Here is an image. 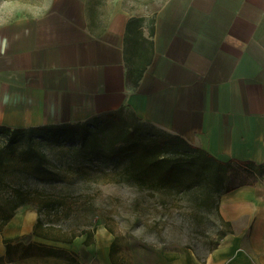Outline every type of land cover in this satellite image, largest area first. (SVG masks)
I'll use <instances>...</instances> for the list:
<instances>
[{"label":"crops","instance_id":"obj_1","mask_svg":"<svg viewBox=\"0 0 264 264\" xmlns=\"http://www.w3.org/2000/svg\"><path fill=\"white\" fill-rule=\"evenodd\" d=\"M13 1L0 0V124L124 109L222 161L264 163V0H148L141 10L136 0H49L8 15ZM133 16L146 37L154 19L138 86L125 62ZM219 213L230 224L221 242L173 264H264V176L224 193ZM20 254L18 264L33 260ZM8 256L0 247V264H15Z\"/></svg>","mask_w":264,"mask_h":264},{"label":"rangeland","instance_id":"obj_2","mask_svg":"<svg viewBox=\"0 0 264 264\" xmlns=\"http://www.w3.org/2000/svg\"><path fill=\"white\" fill-rule=\"evenodd\" d=\"M20 1L9 2L8 15L24 4L26 11L32 5L49 3ZM146 1L136 0L137 10ZM63 148L67 154L74 149L70 143ZM56 150L50 157L53 169L58 160ZM67 163L59 180H38L17 172L1 174L0 247H7L9 241L10 262L18 264L20 253L26 252L33 255L30 264H173L175 257L191 251L206 256L227 230L218 216L209 212L207 203L200 204L207 198L201 193L140 190L118 182L101 161L83 162L80 167L88 174L80 177L75 170H67ZM255 179L256 175L235 164L228 185ZM18 190L28 201L13 211ZM7 215H11L8 220ZM39 218L44 224L37 229ZM35 230L47 238L34 236ZM27 244L29 248L24 250ZM51 249H56L54 254Z\"/></svg>","mask_w":264,"mask_h":264},{"label":"trees","instance_id":"obj_3","mask_svg":"<svg viewBox=\"0 0 264 264\" xmlns=\"http://www.w3.org/2000/svg\"><path fill=\"white\" fill-rule=\"evenodd\" d=\"M144 21L142 16L131 17L125 32V62L128 82L133 86H138L155 53L152 39L154 19L151 37L144 35ZM0 140L3 143L0 146V176L2 173L17 172L20 176L29 174L38 180H59L67 161V170H75L78 176L83 177L88 174L85 168L80 167L83 162L101 161L115 173L118 182L140 190L168 191L175 195L196 191L207 196L200 204L205 206L207 203L209 212L215 213L227 227L220 237L229 231L230 226L219 213L221 196L264 176V163L253 160L222 161L184 137L144 122L132 111L124 109L102 112L73 122L28 127L0 124ZM68 143L74 149L67 154L63 152V145ZM55 150L58 160L53 169L50 157ZM17 163L20 165L12 166ZM235 164L256 175V179L228 185ZM17 196L13 211L28 201L20 190ZM10 216L7 215L6 220ZM43 224L39 218L37 229ZM37 235L47 238V235L35 230L34 236ZM9 244L7 241V254L10 255ZM55 250L51 249V254Z\"/></svg>","mask_w":264,"mask_h":264}]
</instances>
